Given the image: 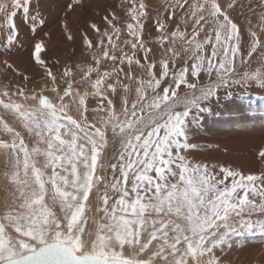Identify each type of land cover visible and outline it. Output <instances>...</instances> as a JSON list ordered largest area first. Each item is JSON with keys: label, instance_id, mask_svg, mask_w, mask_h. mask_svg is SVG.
<instances>
[{"label": "snow or ice", "instance_id": "obj_1", "mask_svg": "<svg viewBox=\"0 0 264 264\" xmlns=\"http://www.w3.org/2000/svg\"><path fill=\"white\" fill-rule=\"evenodd\" d=\"M234 3L168 0L167 21L180 23L169 30L157 19L165 52L157 64L142 39L147 3L121 0V14H106L103 30L91 24L98 42L84 36L94 65L78 66L79 81L70 67L58 80L42 57L43 39L34 42L31 60L45 69L53 95L0 87V264H221L216 249L230 247L231 237L264 235V170L244 173L187 155L196 148L189 132L220 89L264 92V13L245 52L227 11ZM257 6L264 9V0ZM19 10L30 31L44 23L32 0H0L8 50L19 37ZM89 97L99 101L98 122L88 115ZM109 134L119 144L110 178L98 172ZM258 155L264 159V148Z\"/></svg>", "mask_w": 264, "mask_h": 264}, {"label": "rangeland", "instance_id": "obj_2", "mask_svg": "<svg viewBox=\"0 0 264 264\" xmlns=\"http://www.w3.org/2000/svg\"><path fill=\"white\" fill-rule=\"evenodd\" d=\"M63 1H65V3ZM120 2L119 3L113 2L114 4H111L112 11H118L116 7L120 4ZM145 2L147 3V6H148V17L144 19L145 26L143 29L142 39L144 40L146 46L153 49L154 55L152 58L155 59V61L158 64L159 60L165 56V52H164V48L161 47V44L158 39L159 33L156 31L157 19L166 20L169 30H174L176 25L180 23V21L178 18H175L174 20H171V21H167L166 19L167 12L165 10V4L168 2V0H145ZM221 2L224 3L225 0H221ZM227 2H232V0H227ZM70 3H72V0H32V7H33L32 10H39L41 13V17L43 18L44 17L43 15H45L43 19L47 18L46 20H44V24H37L38 31L39 29H41L39 32L38 31L32 32L28 30V28L30 29L29 27L30 25L29 26L22 25L21 21H22L23 15H21V13L19 12L21 10L17 12V15L20 16L21 19H19V22H20L19 23L20 25L19 37H18V40L14 42L15 46L12 47L10 50H8L2 46L5 38H2L0 41V87L8 86L10 91H15L18 87H24L26 92L35 91L36 93H40L41 90H44L46 94L53 95V94H50L48 91L51 88L52 84H51V81L45 76V69L41 66L36 65L31 60V48H32L33 43L36 40L43 37L44 34H46L47 32L48 33L51 32V30L53 29H54L53 32L54 31L55 32L52 35H50L49 43H46L45 45L46 51L42 53V57L47 62L48 67L51 68L52 71L57 74L58 80H59L60 73L63 72L65 67L72 68L74 71L76 80L79 81L80 80V76L78 74L79 64L83 62V63H86V66L87 64H90V63L94 65L93 60L88 58L89 54H85L84 56L73 58V60L69 62L68 66L66 65V62L64 60L60 63H57L56 68H53V66L51 65V63H55V61H53V58H52L53 53L55 52L58 53V54L56 53L55 54L60 55V58L62 60L64 58V54L69 50V48H67L69 46L65 42V38H64V36H66L64 32L65 29L62 30V28H59L63 25V24L60 25L61 19H63V22H64V19L68 17H69V20L71 19L73 20V18L76 19L77 17L81 15L80 13H82L80 10L81 3L75 4L73 5L72 9H69L68 4ZM258 3H259V0H235L234 8L227 10L231 18L234 20V22L238 24V26L241 29V42L243 44L245 52L250 43L249 32L254 30V31H257L258 35H260V31H259V28L261 26L260 15L264 13V9L259 8L257 6ZM55 4H57L56 7H55ZM40 7L42 9H39ZM46 7H48V9ZM225 7H226V4H225ZM56 10L59 11L58 13L59 15H58L57 22L53 23L52 19H54V13L52 12L54 11L56 12ZM50 14H51V17H50ZM63 15H65L66 17L63 18ZM16 22H18V20H16ZM55 26L56 28H54ZM180 26L183 29L184 27L183 24H181ZM43 27L46 28L45 29L46 31H43ZM58 35H61V36H58ZM53 36L55 38L62 37L60 39H63V40L55 42L56 40L54 39ZM262 39H264V36H262ZM59 42L61 43L59 44ZM117 55H119V53H117ZM255 55L256 54H254V56ZM26 57H27V60L30 62L26 60ZM5 60H7L8 63L13 65V69H15V71L5 66V64L3 63ZM256 66H257V63L255 60H253L252 67L255 68ZM3 67L7 68L6 70L4 69L5 70L4 72H7L6 77L1 73L3 72ZM125 67L127 66L125 65ZM104 68L110 69L111 62H107L102 67V70H104ZM24 76L28 77L27 81L23 79ZM93 78H95V74H93ZM60 87L62 89L63 87H66V85H64L63 82H61ZM74 87L79 88V90L83 92L87 86L77 83L76 85H74ZM181 94H183V91L181 92ZM263 94L264 92L262 91L253 90L252 88H242V87L240 88V86H233L231 89H220L218 97H213L212 100L209 102V112H206L200 115L198 124L193 126L192 130L189 132V137L191 138V134L193 132L194 133L201 132L204 138H206L205 136H210L209 141L208 139H206L207 141H202L200 143L204 146H214L215 145L219 147V145L221 144L230 145L231 142H228L226 140L224 141L225 138L223 137L218 139L217 136L221 132L231 133L234 130L236 131L240 124L244 125L243 127L245 130L250 129L252 120L259 122L262 119H264V109H263L264 108V95ZM112 98L116 102V106L119 107L118 99L115 97H112ZM98 103H99L98 99L94 97H89L87 100V104L89 107L88 115L90 116V118L95 119L97 122L99 121L100 116L103 115V113H94L92 112V109L97 107ZM260 106H262L263 108ZM0 114H2V110H0ZM73 114H75L74 108H73ZM7 119L9 120L10 123H15L11 116H8ZM0 138H3V137H0ZM190 143H193V142H190ZM195 144L196 143H194V145ZM118 152H119V144L113 143L111 139V135L109 134V143L106 146L103 153L101 154V160L98 161L99 174L106 175L108 177L110 176L108 175V173L110 172V169L107 166L111 162H114L113 158ZM99 163L104 164L105 166L104 169L101 170L99 168ZM0 169H3V166L1 167L0 165ZM102 192H103V188L101 186V194ZM0 195H2L0 196V199H2V202L0 205H2L6 197L4 187H0ZM90 200H91L90 207L92 208V211L86 212V216L88 217V224L86 225V228H88L89 230H91L94 227V225L92 224V218H93L95 206L99 203L95 190L93 194L90 196Z\"/></svg>", "mask_w": 264, "mask_h": 264}, {"label": "bare ground", "instance_id": "obj_3", "mask_svg": "<svg viewBox=\"0 0 264 264\" xmlns=\"http://www.w3.org/2000/svg\"><path fill=\"white\" fill-rule=\"evenodd\" d=\"M120 1L121 0H80V3H81L80 10L82 12L80 14L81 15L83 14L82 16L80 15L76 19L73 18V20L72 19L69 20V17L65 18L66 16L63 15V18H65V19H64V22H63V19H61V24H60V25H62V24L63 25L61 27H59V25H58V27L62 28V30L65 29L64 32H65L66 36H64V38H65V42L69 46V47H67V48H69V50L64 54V58L62 60L60 58V55H56L58 53H56V52H55L56 54L53 53L52 58H53V61H55V63H51L53 68H56L57 63H60L63 60L66 62V65L68 66L69 62L72 61L73 58L81 57V56H84L85 54H89L88 58L92 59L93 51H95V49H88L87 48V46L83 42L84 36L87 35L88 38L90 40H92L94 43L98 42V37H97L96 33L90 27L91 24L95 23L98 27L101 28V30H103L106 27V24L103 20V17L106 14L111 13V12H115L119 16V14L121 13V9L118 6L116 7L118 9V11H112V7H111V4H114L116 2L119 3ZM63 2L65 3V1H63ZM56 5L57 4H55V7H56ZM36 6H37V4H36ZM46 8L48 9V7H46ZM39 9H42V8L40 7ZM19 12L21 13V15H23L22 10ZM52 13H54V19H52L53 23H56L57 19H58L59 11L56 10V12L54 11ZM51 14H50V17H51ZM17 16L18 15H16L15 20H18V22H16V23L19 25V23H20L19 19H21V18H20V16H18V17ZM43 16L45 17V15H43ZM46 19H43V20H46ZM48 23H49V21H48ZM54 28H56V26ZM45 29L46 28L43 27V31H46ZM28 30H29V28H28ZM40 30L41 29H39V31ZM53 30H51V32H49V33L47 32L46 34H44L43 37L40 38V39H43L45 45H46V43H49L50 35H52L55 32V31L53 32ZM69 35L72 36L71 40L68 39ZM58 36H61V35H58ZM2 38H5V34L2 31H0V41ZM60 38H62V37H57V38L54 37V39L56 40L55 42L63 40ZM40 39H38V40H40ZM60 43L61 42H59V44ZM26 60H27V57H26ZM29 60H30V58H29ZM28 62H30V61H28ZM79 66L80 67H86V63L81 62L79 64ZM4 69L6 70L7 68L3 67V72H1V73L6 77L7 72H4L5 71ZM78 70H79V68H78ZM3 80H5V79H3ZM247 100H249V99H247ZM29 103H31V102H29ZM262 106H260V107H262ZM254 108H256V107H254ZM261 113H263V112H261ZM243 126L244 125L240 124L238 129L236 131L234 130L231 133L221 132L217 136V138L220 139L223 137V138H225L224 141L226 140L228 142H231V144L230 145L221 144V145H219L220 148L218 146H215V145L214 146H204V145L200 144L202 141H207L206 139H208V141H209L210 136H205L206 138H204L202 136L201 132H199V133L193 132L194 134L191 132L192 134H191V138L189 137V143L193 142V143H190L192 145H194V143H196L195 144L196 148L190 150L187 153L188 159L192 160L194 162H206L209 164H217V165L223 164L225 166H230V167H233L235 169L241 170L244 173H249V172L259 173V172H261L262 170H264V159H261L259 157L258 153H259L261 148H264V119H262L259 122L252 120L250 129L245 130ZM232 143H234V144H232ZM2 160H3V157L0 156L1 167L3 166ZM2 170L3 169H0V171H2ZM108 175H111V170L108 173ZM109 178H110V176H109ZM0 187H4L2 182H0ZM0 196H2V195H0ZM1 202H2V199H0V204H1ZM216 255L219 258L221 264H264V235H261L260 233H253V234H248V235L243 236V237H231V246L230 247L225 246L222 250L219 248L216 249Z\"/></svg>", "mask_w": 264, "mask_h": 264}]
</instances>
